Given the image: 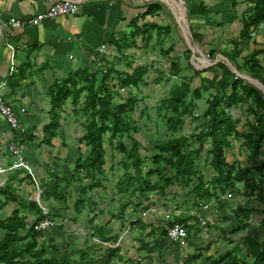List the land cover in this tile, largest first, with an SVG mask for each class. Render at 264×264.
<instances>
[{
  "label": "crops",
  "instance_id": "1",
  "mask_svg": "<svg viewBox=\"0 0 264 264\" xmlns=\"http://www.w3.org/2000/svg\"><path fill=\"white\" fill-rule=\"evenodd\" d=\"M59 1L63 0H0V93L6 104L15 109L23 129V132L12 130L0 116V168H8L14 162V157L7 148L8 143L20 141L23 145L24 158L34 172L35 176L33 177L37 182V185L34 184V181L32 184L27 177L29 176L27 172L14 170L0 173V186L1 184L11 185L23 200H32L36 187L38 188L39 184L44 182H50V177L59 180L58 175L73 174L77 163L88 155V149L79 141L84 134L82 124L88 119V116L82 112L85 93H82L78 100L72 93V97L66 99L62 110L53 114L49 91L55 85L71 82L74 79L73 81L76 80L75 82L78 83L77 88H81L86 84V81L90 82L94 79L95 85L99 86L103 74L107 70H111V73H114L110 78V84L115 89L114 101L124 103L132 96V98L135 97L136 105L144 104L143 101L139 102L141 98L137 95L143 93L144 88L152 87L151 85L155 83L156 78L154 75L160 66L163 70H168L172 63L177 62L182 68L180 73L192 72L187 68L186 59L183 60V64L180 62V57L185 58L184 49L183 51L180 49L183 41L181 43L175 41L177 46L172 47L175 37L172 34L180 31L176 16L188 25L192 42L200 50L201 58L206 57L209 60H214L221 58V56L226 57L236 69L243 65L244 60L241 51L235 49H223L225 51H222L223 46L226 45L222 43L220 38L216 37L218 34L214 36L213 32L214 27L219 30L221 25L210 20V18L213 19L212 16H205L202 0H168L174 11L173 17L160 0H69L77 3L78 12L76 14L61 16L54 20H44L36 26L13 28L3 24L11 18L28 19L33 17ZM222 2L224 0H218L217 4H222ZM153 4H160V10L153 16L143 17L147 7ZM217 4L214 7H217ZM218 9L221 18H223L222 9ZM215 14L219 15L218 12ZM219 21L224 20L220 19ZM235 22H237L235 19L228 20L224 24L225 29L232 31L234 28L236 32H240V28H237L238 25L235 27ZM221 23L223 25V22ZM166 41L170 42L171 45L164 44ZM212 42L215 43L216 50H207L206 46ZM176 47H178L176 51H178L179 57L174 54ZM167 49H172V51L166 54ZM149 58L152 59V62L148 61L147 63L146 60ZM158 60L163 61V64L156 62L152 65ZM200 61L202 62V60ZM218 63L208 65L209 68L201 73L197 72L196 69L194 70V73H200V76L206 74L203 81L204 87L210 84L211 88L216 91L215 95L228 92L230 84L235 80L231 70ZM139 67L147 69L146 75L141 79L143 80L141 84L143 87L139 86L142 90H138V86H132L130 92L129 89L120 90L117 85L119 74H130ZM148 68H151V72ZM204 71L207 72L203 74ZM253 78L259 80V76ZM70 88L72 91L75 89L74 86ZM53 121L57 128L54 131H47L46 127ZM46 139H50L49 143ZM204 158L206 159V157ZM106 170L104 165V171ZM108 170L114 175L112 165ZM105 174L106 179L114 177L108 174V171ZM210 174V176L205 175L203 177L208 181V178L212 177L213 171ZM82 176L84 177L83 173ZM116 176H118L117 181L121 175ZM36 177L40 179L39 184ZM62 177L60 178L62 179ZM154 177L152 176V179L156 178ZM88 181L86 178L83 180L85 183ZM155 181L153 180V183ZM75 186L76 184L73 183L70 186L71 189L66 186H61L63 189L59 188L61 194V190H63L66 194L71 195L66 206L63 204L60 206L51 201V207L56 205V211L53 212L54 218L60 216V219H67L68 221L62 224L57 219L59 222L55 226L56 228L53 227L56 232L53 235H46V244L54 246L56 249L59 245L61 246L62 243L59 241L62 240L60 236L61 232L65 231L64 227H67L68 231L72 233H74V229H79L85 233V236L90 235L89 220L95 218L96 225L106 228L104 235L109 239L106 241L112 243L115 248L118 247L120 255L130 252L127 258L135 261L141 260L146 264H168L169 257L167 256L170 255L174 264H181L180 260L183 258L178 261L176 255L187 258L188 254L194 252L196 248L201 251V254L207 253L209 248L206 245L202 246L203 241L201 240L204 229L199 221L205 220L207 223L212 220L214 221L213 225H216L220 219L226 221L224 213H227L228 210H234L235 207L226 206L221 201L239 195H220L218 199L212 202L202 199L199 201V206L190 205L188 200L186 201L187 197L181 195L176 199H171L173 205L170 207L162 206L165 203L155 204L149 193L142 202H140V197L132 201L125 194L120 201H115L114 208L105 206L104 209L102 208L103 205L100 204L101 209L98 212L100 211L102 214L99 217L98 213H95L96 209L93 212L89 209L82 219L74 221V210L71 211L68 208H72L71 202L75 200V192L72 194L75 191ZM190 196H193V202H195L197 195ZM181 198L184 199L185 204H182ZM94 200H96V196H94ZM213 206L216 208L211 209ZM3 208L7 209L5 213L8 214L4 218H0L4 220L11 214L14 205L8 204L4 207L0 205V210ZM136 212H139L147 222L143 235L146 240L138 238V240L148 244V249L141 251L144 252L143 255L138 251L140 247L136 237L133 236L136 245L133 241L127 243L131 239L128 235H134L132 232L135 222H138L135 216ZM143 213L145 216L142 215ZM219 215H222V218L219 219ZM27 217L30 218L29 215ZM165 219L167 221L170 219L183 221L185 219L183 223L187 226V240L173 243L166 237H162L161 232ZM124 225H126L125 228ZM71 228L74 229L71 230ZM206 228L211 229L212 232L219 231V235L222 230L226 231L225 228L216 229L215 226L209 224L206 225ZM48 237H50L49 241ZM215 237L218 238V236ZM219 237L226 239L223 235ZM63 249L64 251L58 250L71 252L68 247ZM148 250H151V253L146 255ZM75 251L77 250L74 249ZM215 253L205 256L204 259L219 255ZM145 256L150 258L142 260ZM200 259L193 264H198Z\"/></svg>",
  "mask_w": 264,
  "mask_h": 264
},
{
  "label": "trees",
  "instance_id": "2",
  "mask_svg": "<svg viewBox=\"0 0 264 264\" xmlns=\"http://www.w3.org/2000/svg\"><path fill=\"white\" fill-rule=\"evenodd\" d=\"M230 3L232 9L237 5L235 0H230ZM246 3L252 7L250 11L248 10L249 23L244 24V30L240 32V35L243 37L242 40L247 39L249 35L250 40H252L253 37L257 38L260 34L264 35V0H246ZM159 10L160 4L150 5L143 17L153 16ZM170 15L173 17L171 12ZM172 20L174 21L173 18ZM259 45L256 43L255 46L260 49L253 51L250 56L248 55V58L244 57L243 65L239 68L240 70H237L252 77L259 76V82L264 86V43ZM170 51L172 49H167L165 53L168 54ZM187 52L188 56L186 55L185 59L188 61L190 52ZM261 55L263 56L262 61L258 59ZM225 59L229 61L227 58ZM189 66L187 67L188 70L190 69ZM169 69L172 73L177 74L182 68L176 62L172 63ZM146 72V68L139 67L130 74H119L118 88L131 91L132 86L139 87L143 83L141 79L146 75ZM206 72L204 71L203 74ZM113 75L111 70H107L103 74L99 86L95 85L92 77L93 81H86V86L81 88H77L78 83L73 79L71 82L55 85L49 91L53 114L62 110L66 99L72 97V93L76 100L82 93H85L82 112L88 116V119L82 124L84 134L79 141L88 149V155L77 163L74 169L75 176L71 179V182L76 184L75 200L71 202L72 209L77 215L73 218L74 221L85 209L94 211L91 207L95 202L87 196V192L90 191L91 193L92 190L100 187L98 177L104 174L106 163V147L104 146L106 142L103 138L108 132L111 133L109 139H119L118 145L115 146L116 149L119 148L123 152H128L123 146L124 141L122 140L131 142L129 156L126 155L127 162L122 165L124 174L115 186L117 194L125 195L132 192L138 194L137 198L140 197L144 200L147 193L153 192V194L163 195L167 187L180 185L179 187L186 188L192 185L191 190H188V195L197 194L206 201H213L218 199L220 195L240 193V189L236 185L242 184L243 196L253 197L261 205L264 204V93L258 87L233 75L235 80L230 84L228 92L214 95L206 101V109L200 115L201 118H204L206 126L203 132L194 137L198 144L196 148H190V141L184 137L153 139L154 154L140 155L139 151L143 148L134 137L139 132V128L136 126V121H132L129 116V113L134 112V106H136L135 97L132 98L131 96L130 99L124 101L125 103H114L113 93L115 89L110 84V78ZM195 75L200 76V73H193V77ZM201 77L203 78L200 81L202 85L206 74ZM156 83L158 82L156 81ZM71 86L75 87L73 91ZM168 91V95L159 101L155 110L158 113V120L166 123L167 132L177 133L183 128L185 118L196 121L197 116L194 117L193 113L196 106L192 100L200 99L201 87H194L192 77L184 76L177 85H171ZM237 110L246 113L241 130L238 129L240 119L235 117ZM56 128L57 125L53 121L46 127V130L54 131ZM231 139H243V144L249 151L247 164L237 170L236 164H228L225 156L231 145ZM49 140L46 139L48 143ZM206 142L209 143L207 150L211 158L209 164L212 171L215 172V176H212L208 181H205L203 176H199L201 171L196 166V161L201 158ZM148 159L150 160L147 161ZM130 168L132 169L131 172L129 171ZM152 176L156 178L152 179ZM27 177L33 184L30 175ZM84 178L89 181L83 182ZM153 180L156 181L153 183ZM55 181L56 179L48 183L44 182L48 189L41 190L40 199L54 201L58 205L66 206V202L71 197L67 198L66 195L61 194L58 190L62 184H53ZM195 181L197 183H194ZM40 186V189H43V183ZM125 187L126 189H124ZM181 200L183 201L182 204H185L184 199L181 198ZM8 204H13L14 209L6 219H0V264H119L120 249L118 247L107 248L99 243H92V240H98L109 244L106 241L109 239L104 235L106 228L96 225L95 218L89 220L90 242L85 241L83 247L75 252H61L54 246L42 241L43 232L34 229V225L42 218V208L35 199L23 200L16 193L15 188L9 184H3L0 186V205L4 207ZM138 206L141 205L138 204ZM235 210V218L242 217L230 231L222 230L224 238L245 230L249 224L252 225L250 221L252 215L255 214L262 217L259 226L264 228V208L260 210L238 205ZM28 215L33 219L30 226H28ZM183 221H168L170 224L184 227L186 237L181 240L188 236L187 226L184 225ZM131 225L134 224L131 223ZM164 226L165 223L161 236L167 238ZM181 240L170 241L176 243ZM229 243L234 245L233 249L227 250L216 258L214 256L206 257L202 264H264V233L255 232L251 235H245L241 242L231 240ZM147 246L148 244L144 241H139L140 248L137 250L141 252ZM150 251L148 250L146 255H149ZM201 255V251L196 248L193 253L187 256L190 260L189 263L197 262ZM177 256L179 255H176V258ZM147 258L150 257L145 256L142 260ZM122 264L146 263L127 258Z\"/></svg>",
  "mask_w": 264,
  "mask_h": 264
},
{
  "label": "rangeland",
  "instance_id": "3",
  "mask_svg": "<svg viewBox=\"0 0 264 264\" xmlns=\"http://www.w3.org/2000/svg\"><path fill=\"white\" fill-rule=\"evenodd\" d=\"M235 1L237 2V5L234 9H232V7H231L230 0H224L225 3L222 2V4H217L218 0H202L201 2L204 5L203 9H204L205 16L206 17L212 16L213 19L210 18V20L214 21L215 24L221 25L219 30L215 29V27H214L213 32H214V36L218 34V36H216V37L220 38L222 40V43L224 45H226V46H223L222 51L223 52L225 51L223 49H228V50L235 49L236 51L243 52L242 55L244 57L248 58L253 51H255L256 49H260L255 45H256V43H257V45H259V44L262 45L264 43V35L260 34V36L257 38L253 37L254 39H252V40H250V38H249L250 35H249L247 39L242 40L243 37L240 35V32H242V30H244V24L249 23L248 22V15H249L248 12L250 11V8L252 6L249 3H246V0H235ZM213 2H215V3L213 4ZM216 4H217V7H214ZM218 8L222 9L223 18H221L222 16H221V13L219 12L220 10ZM216 12H218L219 15H216L215 14ZM176 18H177L176 21L178 23L180 31H178L176 34H172V36L173 35L175 36L174 37V44H172V47L177 46V43H175V41H178L180 43L183 41L182 47H180V49H182V51L184 49L185 58H186V55L188 54L187 51L190 52L189 53L190 58L187 61V63H188L187 65L188 66L190 65L189 68L193 73H194L195 69L197 70V72L201 73L203 70H206L209 68L207 63L203 62V61H205L206 57H203V58L200 57L201 56L200 50L192 42L194 53H195L193 55L192 51L189 49V46L186 44V42L184 40V36H183L182 30H181V28H184V29H186V31L189 32L188 25L186 23H184L183 21H181L178 16H176ZM220 19L224 20V21H221V22H223V25L219 21ZM230 19H235L238 22V23L235 22V27H236V25H238L237 28H240L239 29L240 32H236V30H234V28L232 31H230V29H227V30L225 29L226 26L224 24H226L228 22V20H230ZM172 36H171V38H172ZM217 40H216V42H217ZM164 44H166V45L168 44L167 46L171 45L170 42H168V41H166ZM214 44L215 43L212 42L211 44L207 45L206 46L207 50H210V51L216 50V47ZM259 47H260V45H259ZM177 48L178 47L174 48V54L176 56H178V51H176ZM185 51H186V54H185ZM243 56H241V57H243ZM185 58L182 59L180 57V62H182L181 64H183V60ZM214 58H215V56H214ZM224 58H226V57H224ZM258 59L260 61H262L263 56L262 55L259 56ZM191 60H192V62H191ZM200 60H202V62ZM148 61L152 62V59L149 58L148 60H146V62L148 63ZM156 62H158V63L160 62L161 64H163V61L158 60V61L153 62L152 65H154ZM219 63L222 64V66L224 68H226V69L228 68L226 64L221 63V62H219ZM243 63H244V60H243ZM149 67H151V65ZM148 70L151 72V68H148ZM192 72L187 73V74H184L183 72L174 74V73H172V71L170 69L169 70H167V69L163 70L162 66H160L159 69H157L156 75H154L156 77L155 81H154L155 83L153 85H151L152 87L153 86L154 87L153 88L152 87L144 88L143 93H139L137 95L141 98L139 102L143 101L144 104L140 103V104L134 106V108H135L134 112H132L130 114L128 111V113H129L131 120L136 121V126L139 128V132L137 134H135L134 137L136 138V140L139 143H141V148H143V149L140 148L141 149L139 151L140 155L154 154V149H153L154 145L152 142L153 139H162L163 140V139H167V138H171V137H175V138L184 137L185 139H188L190 141V143H189L190 148H196L198 146V144L195 142L194 137L197 136L199 133L203 132L204 127L206 126V122H205L204 118H201L200 115L206 109V101L208 99H210L211 97H213L216 94V91L211 88L210 84L207 87H204L205 83H202V85H201L200 81L203 80V78L201 77L202 75L201 76L195 75V77H193ZM242 75L244 77L250 78L254 81H258V82L260 81V79L258 80V78L254 79L253 77H248L246 74H242ZM184 76L192 77L194 87H198V85H201L200 87H202L201 92H200L201 93L200 99L197 101L192 100V102H194V105L196 106V108L193 111V113L195 115L194 117L197 116V118H195L196 121L195 120L192 121L190 118H185V124H184V126L180 132L168 133L166 123H164L162 120H158V116H157L158 113H156L155 107L161 99L165 98L168 95L167 93L169 92L168 91L169 87H171V85H175V84L177 85L179 83L180 79H182V77H184ZM194 80H195V82H194ZM156 81L158 83H156ZM140 86L143 87L142 85H140ZM141 87H139L138 90H142ZM259 90L261 92H263L261 89H259ZM117 102L118 101H114V103H117ZM244 109H246V106H244ZM235 117L240 119V125H238V129L241 130L243 128L242 125H244L246 113H241L240 111L237 110V112L235 113ZM106 134L107 135L105 136V138H103L104 142H106V143H104V146L106 147L105 169H107L106 171H108V174L113 175L111 173V171L108 170L110 165H112L114 177L112 179H106V174H105L106 171H104V174L98 177L100 180V187H98L95 190H92L91 193H90V191L87 192V196L89 198H91L92 201L95 202V204L91 208L96 209L95 213H98V217L102 214L100 211L98 212V210L101 209L100 204L103 205L102 208H104V209H105V206H111V208H114L115 201L116 202L120 201L121 198L124 196L123 194H117V190H116L115 186L122 179V176L124 174L122 165L127 162L126 157L129 156V153L131 150V142L129 140H125V139L122 140V141H124L123 146L128 150V152L127 151L123 152L119 148L116 149V147H115L116 145H118L117 143L119 142V139H116V138L109 139L110 138L109 136L111 135V133L108 132ZM243 143H244L243 139H231V145L229 147L227 154H225L226 161L228 162V164H233V163L236 164L235 165L236 170L238 168H243L247 164V157L249 155V151L244 146ZM109 145H111V146H109ZM208 148H209V143L206 142L204 144V151L201 154V158L196 161V166H198V169L201 171V174L199 175L200 177L205 176V175L210 176L211 175L210 173L212 172V167L209 166L210 165L209 164L210 155L209 154L206 155ZM204 157H206V159ZM149 160L150 159H148L147 161H149ZM200 165H202V166L200 167ZM131 170L132 169L130 168L129 171L131 172ZM31 172H32L33 176H35V174L32 170H31ZM66 174H68V173H66ZM66 174H65V176L64 175H58L59 180L56 179V181L53 184L58 183L60 185L62 184L61 186L66 185L67 188L71 189L70 186H72L74 183V182H71V179L74 178L75 174L74 173L71 175H66ZM118 174H120L121 176L116 181V179L118 178V176H116V175H118ZM62 176H64V177H62ZM212 176L213 177L215 176L214 171H213ZM60 177H62V179ZM31 179H32V177H31ZM36 179H37V177H36ZM102 179H103V182H101ZM208 179H211V177H209ZM37 180H38V184H39L40 179L38 178ZM49 180L54 181V177L53 178L50 177ZM123 180H124L123 182H125V179H123ZM204 180L207 181V179H205V178H204ZM32 182H33V179H32ZM194 183H197V181H195ZM36 184H37V182H36ZM179 186L174 185V186L167 187L165 190V193L163 195L157 194V193L153 194V192L149 193V194L154 199L155 204L156 203H158V204L165 203V205H162V206L172 207L173 204H171V199L172 198L176 199L178 196H181V195L187 197L186 201L188 200L190 205L194 204V205L199 206V201L202 200L203 197H201V195L199 196V195L195 194L197 196L195 197L196 198L195 202H193V196L191 197L190 195H188V190H191L192 185L189 187H186V188H182ZM236 186L240 189V193H238L239 195L233 196L227 200L221 201L224 205L233 206L235 208H237L239 205V206H242L244 208L253 207V208H258L260 210H263L264 204L261 205L253 197L243 196L242 184H237ZM40 188H41V186L39 184V187L38 188L36 187V191H35V194L33 196V199H35L37 202H39V205L42 208V210L46 211L49 218H51L55 222V225L53 227L56 228L55 226H57V224L59 222L58 220H60L62 222V224H64L63 222H67L68 221L67 219H64V220L60 219V216L55 217V218L53 217V212L55 210L56 205H53L51 207V201L45 200V199L44 200L40 199V195L42 193L41 190L45 191L46 189H48L47 185H45L44 183H43V189H40ZM61 189H63V188H61ZM124 189H126V187ZM131 191H132V189H131ZM61 192H62V194L66 195L67 198L68 197L70 198L71 195L69 196V193L66 194L65 192H63V190H61ZM74 192L75 191H73L72 194H74ZM127 195L132 201H134L138 197V194H134L132 192L127 193ZM94 196H96V200H94ZM165 198H166V201H164ZM137 201H139V200H137ZM142 201L143 200L141 199L140 202H142ZM66 204H68V202H66ZM163 208H166V207H163ZM214 208H216V206H213L211 209H214ZM68 209H70L72 211V208H68ZM177 210H179V209H177ZM5 211H7L6 208H3L2 210H0V218H4L5 216L8 215L5 213ZM43 211H42V213H43ZM86 211H87V209H85L81 213V215L78 216L77 221L79 219H82V217L86 213ZM235 211H236L235 209L234 210H228L227 213L226 212L224 213L225 214L224 217H226V221H224V220L222 221V219H220V217L222 218V215H219L220 221H218L216 225H213L214 221H212V220H209L207 222V224H209L211 226H215L216 229L225 228L226 231L231 230V229H233L232 227H235L237 225V222L239 223L240 218L242 217V216H239L238 218H235ZM135 214H136L135 216H136L138 222L132 221V222H135V226H134V229L132 232V234H134V235H131V236L128 235V237H131L132 240L129 239V241L127 242V243H130L131 241H133L134 245H136L137 243L133 239V236L137 238V241H140V240H138V238L139 239L143 238L146 240V238H144L143 235L145 234L146 223H147V222H145L144 218L141 217V214L139 212L138 213L136 212ZM257 215H259V214L252 215V220L250 221V222H252V225L249 224L245 230H241V231H239L233 235H228L226 237L227 240L223 239L222 237H219V236L223 235L222 233H220V235H219V231L212 232L211 229H207L205 226L206 221L200 220V224H201V226H203V229H204V233L202 234V240H201V241H203L202 246L204 247L206 245V247H209V251L207 253L202 254V257L200 259L201 262L199 261L198 264L204 263L205 262L204 257L209 255V254L216 252L215 254L220 255V254L226 252L227 250L233 249L234 245H232L228 242L229 239H230V241L232 240L235 242H241V240L244 238L245 235H251L255 232H258L259 234H263L264 228H261L259 226V222L262 220L261 219L262 217H258ZM76 216L77 215H75V213L73 212V218ZM133 219H135V218H133ZM170 220H172V219H170ZM166 221L167 220L165 219L163 224L166 223ZM32 223H33V220L31 218H28V226H30ZM125 226L126 225H124V228H125ZM53 227L51 229L45 228V230H42V232H43V235L41 238L42 241H44V242L46 241V239H47L46 235L47 234H49V235L55 234L56 230ZM64 228H65V231L61 232V236H60V237H62L63 242H62V240L59 241V243H62V244H61V246L59 245L57 247V249L64 251L63 248L68 247L69 250H71V252H74V249H76V250L81 249L83 247V244L85 241L88 240L90 242V235L85 236L84 235L85 233H83L79 229L71 228V230L74 229V231H73L74 233H72L71 231H68L67 227H64ZM71 234H73V235H71ZM215 236H218V238H216ZM49 240H50V237H48V241ZM92 243H96V242H94L92 240ZM108 245H110V247H108V246H105V247L115 248V246L112 245V243H109ZM147 249H148V247H147ZM190 253H193V252H190ZM128 254H130V252ZM128 254L122 253V255L119 256V260H118L119 264H122L124 259H127L126 257L129 256ZM143 254H144V252H141V255H143ZM219 255H217V256H219ZM217 256H214V257L216 258ZM167 257H169V263L168 264H174V261L172 262L171 255L167 256ZM181 258H183V260H180L181 264H183L184 262H187L186 264H190L189 263L190 260H188V258H185L182 255L177 256L178 261Z\"/></svg>",
  "mask_w": 264,
  "mask_h": 264
},
{
  "label": "built area",
  "instance_id": "4",
  "mask_svg": "<svg viewBox=\"0 0 264 264\" xmlns=\"http://www.w3.org/2000/svg\"><path fill=\"white\" fill-rule=\"evenodd\" d=\"M186 1H190V0H186ZM77 12H78V5L76 2L63 0L54 3L47 10L38 13L33 17H30L28 19L11 18L8 21L4 22L3 24L13 28L24 27V26H36L39 25L44 20H54L61 16L76 14ZM0 116L9 125V127L12 130L23 132L19 119L16 115L15 109L11 105L6 104L1 93H0ZM7 148L9 153L13 155L14 162L8 168L5 169L0 168V173L14 171V170L15 171L23 170L28 172V174L32 177L34 183L36 184L35 179L33 178V174L31 172L32 169L24 158L23 145L20 143V141L9 142ZM143 216H145L144 213ZM54 225L55 222L51 218H49L46 211H43L42 218L38 223L34 225V229L37 231H42L45 230V228L47 229L52 228ZM164 231L166 233L167 238L170 239L171 241H178L186 237V230L184 229L183 226L170 224L168 221L165 223ZM95 242L110 247V245H108L107 243H103L98 240H96Z\"/></svg>",
  "mask_w": 264,
  "mask_h": 264
},
{
  "label": "water",
  "instance_id": "5",
  "mask_svg": "<svg viewBox=\"0 0 264 264\" xmlns=\"http://www.w3.org/2000/svg\"><path fill=\"white\" fill-rule=\"evenodd\" d=\"M160 2L172 13L174 14V11L169 3L168 0H160ZM182 30V33H183V36H184V40L186 42V44L189 46V49L192 51L193 55L195 54L194 53V49H193V43H192V39H191V36H190V33L188 31H186V29L184 28H181ZM223 58V59H221ZM221 58H216L214 60H209V59H205V63H207V65H214L216 64L217 62H221V63H224L227 65V67L231 70L232 74L237 76L238 78L240 79H243V80H246V81H249L250 83L254 84L256 87H258L259 89H261L264 93V86L258 82V81H254L250 78H247V77H244L229 61H227L224 57L221 56Z\"/></svg>",
  "mask_w": 264,
  "mask_h": 264
},
{
  "label": "bare ground",
  "instance_id": "6",
  "mask_svg": "<svg viewBox=\"0 0 264 264\" xmlns=\"http://www.w3.org/2000/svg\"><path fill=\"white\" fill-rule=\"evenodd\" d=\"M191 1V0H190ZM170 240V239H169Z\"/></svg>",
  "mask_w": 264,
  "mask_h": 264
}]
</instances>
